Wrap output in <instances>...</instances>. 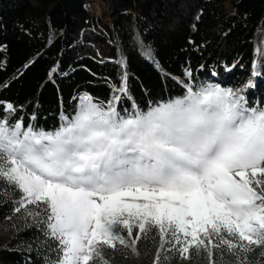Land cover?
<instances>
[{
  "label": "trees",
  "instance_id": "trees-1",
  "mask_svg": "<svg viewBox=\"0 0 264 264\" xmlns=\"http://www.w3.org/2000/svg\"><path fill=\"white\" fill-rule=\"evenodd\" d=\"M97 3L106 6L100 17ZM208 85L264 109V0H0V117L10 124L55 133L85 95L131 118ZM23 200L0 181V264H55L50 210ZM119 233L127 245L99 244L102 258L90 264H136V255L146 264H264L261 245H209V258L202 247L182 254L158 227Z\"/></svg>",
  "mask_w": 264,
  "mask_h": 264
},
{
  "label": "snow or ice",
  "instance_id": "snow-or-ice-1",
  "mask_svg": "<svg viewBox=\"0 0 264 264\" xmlns=\"http://www.w3.org/2000/svg\"><path fill=\"white\" fill-rule=\"evenodd\" d=\"M241 100L208 85L124 118L85 95L55 133L0 117V181L24 193L21 206L47 204L55 264H90L99 244L126 246L121 225L129 236L158 227L184 255L195 246L211 258L209 245L248 252L264 243V190L248 178L264 175V109Z\"/></svg>",
  "mask_w": 264,
  "mask_h": 264
},
{
  "label": "rangeland",
  "instance_id": "rangeland-1",
  "mask_svg": "<svg viewBox=\"0 0 264 264\" xmlns=\"http://www.w3.org/2000/svg\"><path fill=\"white\" fill-rule=\"evenodd\" d=\"M105 7L106 6H103L100 3H97L93 6H90V9H91V12H93L97 17H100L102 9H105ZM104 22L106 23V22H108V20L106 19V20H104ZM228 90H231L233 94L235 93L234 89L229 88ZM97 104H99V103H97ZM99 105L103 108L102 104H99ZM103 109L107 110L105 108H103ZM248 178L250 180H253L251 187H253L256 191L260 192V191L264 190V175H258L257 177H252L251 174L249 173ZM236 179H239V177H236ZM255 180H259L261 182L259 186H257V184L255 183ZM260 245L262 247H264V243H261ZM136 264H146V263L144 262V260L139 255H136Z\"/></svg>",
  "mask_w": 264,
  "mask_h": 264
},
{
  "label": "built area",
  "instance_id": "built-area-1",
  "mask_svg": "<svg viewBox=\"0 0 264 264\" xmlns=\"http://www.w3.org/2000/svg\"><path fill=\"white\" fill-rule=\"evenodd\" d=\"M92 101H94L93 99H92ZM95 102V101H94ZM96 103V102H95Z\"/></svg>",
  "mask_w": 264,
  "mask_h": 264
}]
</instances>
